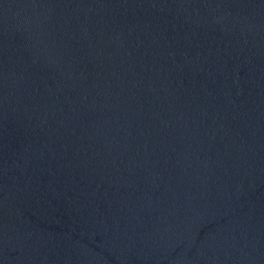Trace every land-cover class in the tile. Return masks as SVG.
I'll use <instances>...</instances> for the list:
<instances>
[{
  "label": "water",
  "instance_id": "95a60500",
  "mask_svg": "<svg viewBox=\"0 0 264 264\" xmlns=\"http://www.w3.org/2000/svg\"><path fill=\"white\" fill-rule=\"evenodd\" d=\"M0 264H264V0H0Z\"/></svg>",
  "mask_w": 264,
  "mask_h": 264
}]
</instances>
